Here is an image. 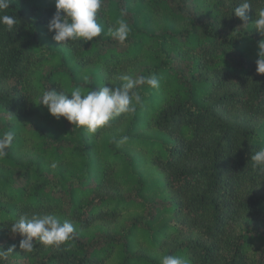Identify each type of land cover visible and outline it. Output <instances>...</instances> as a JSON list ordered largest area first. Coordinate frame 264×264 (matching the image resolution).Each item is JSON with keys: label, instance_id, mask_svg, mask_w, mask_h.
Returning <instances> with one entry per match:
<instances>
[{"label": "trees", "instance_id": "1", "mask_svg": "<svg viewBox=\"0 0 264 264\" xmlns=\"http://www.w3.org/2000/svg\"><path fill=\"white\" fill-rule=\"evenodd\" d=\"M105 0L100 37L57 43L53 0H13L16 32L0 25L2 264H264V74L254 28L264 0ZM124 13L121 44L108 29ZM121 74H154L143 103L90 134L39 104L45 89L119 87ZM128 137L119 143L121 137ZM55 162L56 168L51 164ZM53 214L77 238L59 247L10 229L20 215Z\"/></svg>", "mask_w": 264, "mask_h": 264}, {"label": "clouds", "instance_id": "2", "mask_svg": "<svg viewBox=\"0 0 264 264\" xmlns=\"http://www.w3.org/2000/svg\"><path fill=\"white\" fill-rule=\"evenodd\" d=\"M56 8L52 19L48 24V31L54 33L53 39L64 45L85 43L100 37L103 27L98 23V15L103 14L105 0H53ZM13 0H0V13H6ZM252 7L251 0H243L235 7L233 14L242 22L247 23L246 13ZM124 13L115 21V25L109 27L108 32L119 43H125L132 27L124 19ZM16 16L0 14V25L5 30L13 32L17 30ZM254 28L264 35V8L256 11ZM82 48V47H81ZM260 53L257 60V73L264 74V41L259 43ZM119 87L101 86L99 90L91 88L85 90L82 87H74L70 91L45 89L39 96V104L45 106L49 113L59 119L63 117L77 128H85L90 134H95L99 129L106 128L116 117L125 114H134L137 106L143 103V98L138 91L141 86L152 89L160 88V81L154 74L136 75L121 74ZM15 139V132L8 130L0 137V159L8 155V149ZM128 137H121L119 143L126 142ZM254 167L264 170V148L259 149L251 156ZM54 169L57 164L53 162ZM13 234H19L23 239L20 248L27 253L36 251L35 240L44 247H59L77 238L76 229L69 221L63 223L53 214L41 215L38 213L20 215L10 225ZM12 249L8 252L0 251V264L7 259ZM161 264H188V261L177 255H163Z\"/></svg>", "mask_w": 264, "mask_h": 264}]
</instances>
